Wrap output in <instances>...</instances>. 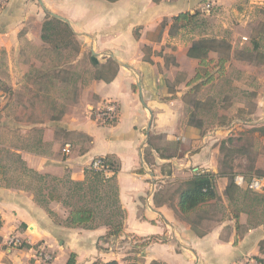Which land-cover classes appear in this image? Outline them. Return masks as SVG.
<instances>
[{
  "label": "crops",
  "instance_id": "0c3cea01",
  "mask_svg": "<svg viewBox=\"0 0 264 264\" xmlns=\"http://www.w3.org/2000/svg\"><path fill=\"white\" fill-rule=\"evenodd\" d=\"M41 1L68 19L80 49H57L42 39V24L53 16L40 0H9L0 13V264L121 263L132 237L140 243L157 239L138 247L147 264L252 259L264 264V223L250 226L248 214L241 213L237 227L234 215L227 214L202 228L200 212L217 199L187 214L178 206L179 192L195 171H219V139L233 136L242 125L264 128V74L257 78L260 91L252 118L236 117L229 126L208 130L189 121L185 95L199 60L188 52L198 38L190 39L183 27L171 32V27L176 16L210 0ZM86 55L93 75L78 80L75 69ZM109 60L118 65L115 77L94 79ZM141 94L153 111L151 125ZM110 99L118 103L120 116L104 124L94 112ZM263 131L254 133L264 140ZM67 143L69 154L63 151ZM99 156L119 169L88 173ZM236 177L239 197L247 187ZM98 182H114L120 219L98 221L92 208L89 224L69 225L71 209L90 207L77 205V199L87 201ZM228 184L227 177L216 179L219 200L229 208L238 197H227ZM119 223L123 230L109 234ZM10 235L21 237L23 245L6 246ZM40 246L53 252V261L38 259Z\"/></svg>",
  "mask_w": 264,
  "mask_h": 264
},
{
  "label": "rangeland",
  "instance_id": "374dc122",
  "mask_svg": "<svg viewBox=\"0 0 264 264\" xmlns=\"http://www.w3.org/2000/svg\"><path fill=\"white\" fill-rule=\"evenodd\" d=\"M195 12H199L196 19L190 23L184 21L181 23H187L183 28L188 33V37L223 40L231 44L232 50L223 75L217 73V62L221 51H210L208 58L213 61L208 66L199 65L198 70L201 74L207 71L213 74V79L210 83H205L207 77H204L189 84L190 87L185 95L189 121L201 123L205 126V130H208L219 125L229 126L236 117L243 120L252 118L251 114L255 113L257 105L255 99L260 91L257 78L258 75L264 74V70H261L264 64V34L260 33L264 26V0H238L230 4L213 5L208 12L202 8L195 9L193 13ZM253 39L260 42V47L258 51L249 52L247 50L252 47ZM71 43L61 49L69 47L80 49L78 41L73 39ZM224 51L223 49L222 52ZM89 55L82 58L75 69L78 80L88 79L91 74L93 75L88 61ZM254 116L260 118L259 115ZM240 127L233 130V136L239 138L238 141L232 146L227 145L230 147V153L227 147L223 152L220 151L219 163L230 154L229 158L234 156L233 166L236 172L251 176L260 170L264 174V140L255 135L252 128L243 125ZM228 137L225 135V139H219L217 144L221 145ZM234 149L238 152H234ZM2 154L5 156L4 153ZM257 163L261 168L256 167ZM97 186L98 191L90 192L87 201L79 202L77 199L75 203L77 205L86 203L84 205L93 208L98 221H118L121 213L118 204L114 202V182H98ZM177 186L178 184L170 187L168 194ZM215 203L208 211L200 212L205 218L202 228L212 226L216 220L227 214L240 215L246 213L245 211L248 212L250 226L264 223V193L257 194L245 188L242 189L237 200L228 203L229 208L219 199ZM136 246L128 243L123 249L125 255L122 260L131 264H147V260L142 255H138L141 248ZM149 264L155 263L153 261Z\"/></svg>",
  "mask_w": 264,
  "mask_h": 264
},
{
  "label": "trees",
  "instance_id": "16d2710c",
  "mask_svg": "<svg viewBox=\"0 0 264 264\" xmlns=\"http://www.w3.org/2000/svg\"><path fill=\"white\" fill-rule=\"evenodd\" d=\"M115 1V0H111ZM199 15V12L191 13V12H183L176 16L174 18V23L171 27V32L174 29H179L183 27V25L192 22V20L196 19ZM187 22L184 24H181L182 22ZM261 34H264V26L261 29ZM42 39L49 43L54 48H62V47H68L70 44H72V40L74 38V32L70 25L63 20H60L55 17H49L43 24H42ZM260 47V42L256 39H253L252 41V47L248 49L249 52H255L258 51ZM225 50L222 52V50ZM212 50H215L217 52H220V56L217 62V73L219 75H223L226 70V64L229 61L230 55H231V44L218 39H209V38H200L197 40H194L190 46L189 49V56L196 58L199 60L200 66H208L210 62L213 61V59L208 58V53ZM222 53V54H221ZM224 53V54H223ZM118 65L115 60H109L107 64L100 66L96 72L94 73L93 78L94 79H104L106 81H110L115 77L117 74ZM207 77L205 79V83H210L213 79V74L208 73L207 71L203 74L199 70H197V73L195 77L193 78L192 82H196L200 80L201 78ZM264 128H255L252 131H262ZM239 138H236L234 136L228 137L226 140L222 142L220 145V151L223 152L225 150V147L229 148L227 149L230 153V147L227 145L232 146L236 141H238ZM238 152V150L234 149V152ZM230 154L224 158L220 162V168L217 173L209 171V170H203V171H196L188 180L184 182L183 188L179 192V201L178 206L179 210L183 214L190 213L200 205L210 202L215 199H220V196L216 189V179L218 177H227L229 179V184L226 188L225 194L227 197L231 200L237 199V195L239 193V188L234 184V177L237 175L235 171V167L233 166L234 156L233 158H229ZM106 162L109 164V167L115 172L119 169L118 166L114 161H111L109 159H106ZM91 172L95 176H100V172H96L93 170L88 169V173ZM260 170L257 171L256 175L262 174ZM244 174V173H243ZM246 178H249L250 176L244 174ZM257 193V192H255ZM260 194V193H257ZM243 211V210H242ZM248 213L247 211H245ZM239 213L234 214L235 219L237 220V227L239 226ZM94 217V210L90 207H76L71 209L68 217V223L72 226H86L89 224ZM261 223H258L257 225L252 226H258ZM123 230V224H115L111 227L109 234L111 235H117ZM157 241L156 238H149L142 243H139V245L146 246L152 241ZM73 260L70 259L68 264H72ZM155 264L158 262L154 261ZM95 264H118L116 260L108 261V262H96Z\"/></svg>",
  "mask_w": 264,
  "mask_h": 264
},
{
  "label": "built area",
  "instance_id": "2783aa9c",
  "mask_svg": "<svg viewBox=\"0 0 264 264\" xmlns=\"http://www.w3.org/2000/svg\"><path fill=\"white\" fill-rule=\"evenodd\" d=\"M9 0H0V13L5 9ZM214 2L212 0L204 2L200 8L205 11H210L213 7ZM95 117L97 120L101 121L104 124H113L115 123L120 116V107L115 100H106L101 104V106L95 110ZM63 151L66 154H69L72 151V145L70 143L65 144ZM89 170L100 172L102 174H108L112 171L109 167V164L106 162L105 157L99 156L94 158L88 165ZM236 177V176H235ZM242 181L246 184V187L257 192L264 193V176L253 174L249 178L246 176H237L236 180H239V183ZM131 244L137 245L139 247L140 241L136 238H130L129 241ZM23 245V239L16 235H10L6 241V246L12 247H21ZM36 255L38 259L44 263H49L54 260V254L46 247L40 246L36 250ZM118 264H131L130 262L125 263L122 261ZM240 264H262L258 260H246Z\"/></svg>",
  "mask_w": 264,
  "mask_h": 264
},
{
  "label": "water",
  "instance_id": "95a60500",
  "mask_svg": "<svg viewBox=\"0 0 264 264\" xmlns=\"http://www.w3.org/2000/svg\"><path fill=\"white\" fill-rule=\"evenodd\" d=\"M40 2H41V4H42L43 8H44L45 10H47V11L49 12V14H51V16H53V17H55V18H58V19H60V20H63V21H65V22H68V19H66L65 17L60 16L59 14H56V13H54V12H52V11H49V10L47 9V7L44 5V3H43L41 0H40ZM93 53L95 54L94 51H93ZM140 88H141V87H140ZM141 100H142L143 104L146 106V108L149 110V112H150V114H151V118H150V122H149V125H151V124H152V121H153V111H152V109L146 104L145 99H144V97H143V94H141Z\"/></svg>",
  "mask_w": 264,
  "mask_h": 264
}]
</instances>
